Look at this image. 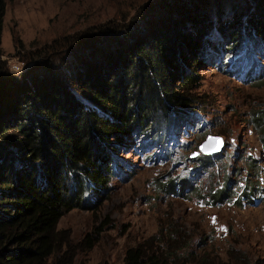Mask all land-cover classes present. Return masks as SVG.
Wrapping results in <instances>:
<instances>
[{"label":"trees","instance_id":"trees-1","mask_svg":"<svg viewBox=\"0 0 264 264\" xmlns=\"http://www.w3.org/2000/svg\"><path fill=\"white\" fill-rule=\"evenodd\" d=\"M253 2L241 33L236 16L225 23L215 17L212 27L204 14L196 25L190 16L186 30L181 15L156 26L152 16L100 24L31 50L24 59L34 65L15 75L1 57L6 1L0 0V264H73L79 248L93 245L90 234L72 244L60 218L74 207H94L111 178L123 174L113 151L133 138L140 148L153 144L155 158L166 155L168 139L185 121L193 118L192 128H201L189 105L198 87L196 66L211 51L209 59L218 55L212 64L228 74L237 72V60L255 55L251 69L242 67V79L264 75L257 63V55L264 57V0L245 3ZM237 3L230 2L229 13ZM252 114L264 124L262 110ZM224 194L230 195L226 184L210 189L209 203L217 205ZM252 194L244 193L248 200ZM175 233L171 226L170 242L152 234L128 246L116 264H169L183 246Z\"/></svg>","mask_w":264,"mask_h":264},{"label":"rangeland","instance_id":"rangeland-1","mask_svg":"<svg viewBox=\"0 0 264 264\" xmlns=\"http://www.w3.org/2000/svg\"><path fill=\"white\" fill-rule=\"evenodd\" d=\"M5 1L1 57L15 75L34 65L24 59L31 50L88 27L151 16L156 26L167 16L178 19L181 15L187 22L186 30L187 18L191 16L196 25L204 14L209 27L215 17L225 23L236 16L240 32L255 6L254 2L238 0L233 9L236 12L229 13L233 0H163V5L159 0ZM211 33L214 42L220 38L215 31ZM61 47L59 52L64 56L67 47ZM254 56L247 63L244 58L237 60L239 68L234 74L212 64L218 55L196 66L198 87L192 90L195 97L189 109L199 114L201 128H192L193 118L185 121L168 139L166 155L151 158L154 145L140 148L135 138L122 151H113L122 162L123 174L111 178L94 207H74L58 222L59 228L69 231L72 244L87 234L94 239L90 248L76 251L73 264L119 263L128 246L152 234L170 242L166 233L171 226L176 229L173 237L181 238L183 246L169 264H264V124L252 117L254 110L264 112V75L247 80L241 76L242 71L252 68ZM257 57L262 72L264 57ZM208 134L220 136L218 153L205 154L199 148ZM202 154L210 160L197 159ZM223 184L230 195L224 194L217 205H211L207 192ZM249 191L253 200L244 195Z\"/></svg>","mask_w":264,"mask_h":264},{"label":"water","instance_id":"water-1","mask_svg":"<svg viewBox=\"0 0 264 264\" xmlns=\"http://www.w3.org/2000/svg\"><path fill=\"white\" fill-rule=\"evenodd\" d=\"M220 142H221L220 136L208 134L206 139H204L199 145V148L205 154L206 153H212V154L218 153L220 149L222 148V145Z\"/></svg>","mask_w":264,"mask_h":264},{"label":"clouds","instance_id":"clouds-1","mask_svg":"<svg viewBox=\"0 0 264 264\" xmlns=\"http://www.w3.org/2000/svg\"><path fill=\"white\" fill-rule=\"evenodd\" d=\"M253 200V199H252Z\"/></svg>","mask_w":264,"mask_h":264}]
</instances>
